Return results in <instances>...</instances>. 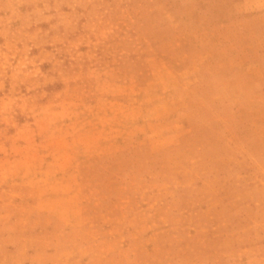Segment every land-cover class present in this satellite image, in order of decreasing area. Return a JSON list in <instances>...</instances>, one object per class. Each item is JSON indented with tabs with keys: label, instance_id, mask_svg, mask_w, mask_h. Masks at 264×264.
Listing matches in <instances>:
<instances>
[{
	"label": "rangeland",
	"instance_id": "374dc122",
	"mask_svg": "<svg viewBox=\"0 0 264 264\" xmlns=\"http://www.w3.org/2000/svg\"><path fill=\"white\" fill-rule=\"evenodd\" d=\"M0 264H264V0H0Z\"/></svg>",
	"mask_w": 264,
	"mask_h": 264
}]
</instances>
